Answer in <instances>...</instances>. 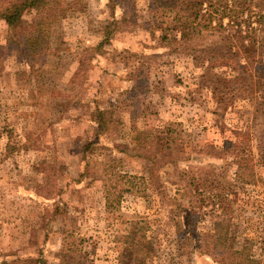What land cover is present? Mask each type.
Masks as SVG:
<instances>
[{
  "label": "rangeland",
  "instance_id": "374dc122",
  "mask_svg": "<svg viewBox=\"0 0 264 264\" xmlns=\"http://www.w3.org/2000/svg\"><path fill=\"white\" fill-rule=\"evenodd\" d=\"M16 1L0 0V8ZM47 2L58 7L48 45L32 57L7 42L0 20V264H119L122 237L138 221L172 249L177 218L201 233L218 218L192 192L180 200L187 218L180 216L174 189L191 182L198 192L214 181L235 184L228 192L235 243L248 239L259 260L264 162H254L252 174L237 172L228 142L239 128L261 134L264 119L244 94L222 111L201 71L208 47L228 53L197 44L193 59L160 44L150 31L161 19L151 0ZM34 16L25 10L15 32L23 36ZM119 175L134 176L133 188L110 189ZM187 251L169 264H217L197 251L188 263Z\"/></svg>",
  "mask_w": 264,
  "mask_h": 264
},
{
  "label": "trees",
  "instance_id": "16d2710c",
  "mask_svg": "<svg viewBox=\"0 0 264 264\" xmlns=\"http://www.w3.org/2000/svg\"><path fill=\"white\" fill-rule=\"evenodd\" d=\"M151 3L160 11L161 19L154 21L153 28H150L152 35L156 31L159 32L157 40L160 44L172 46L174 51L191 53L193 59L200 57L197 54L199 51L197 44L205 43L204 45H211L212 48L220 46L219 51L225 50L228 53V56L220 52L214 54L208 47L207 52L210 56L207 61L210 63L204 69L201 68L211 97L221 110L226 111L232 105L234 96L244 94L254 100L255 111H259L264 119V59L255 56L257 50L264 53V0H151ZM55 8L58 7L49 5L47 0H18L0 8V20L5 23L9 32L7 42L15 46L22 44L23 51L25 50L29 57L46 49L49 26L55 19ZM27 9L35 10V16L31 22L32 27L25 29L23 31L25 34L20 36L15 31L22 28V15ZM225 18L229 20L228 24L223 23ZM252 18L257 25L252 26ZM14 32L17 34V41ZM106 39L107 37L100 44ZM216 66L218 68L213 70ZM221 67L229 68V72L227 74L221 72ZM221 131L225 132V128ZM233 137L234 140L228 144L233 145L236 153L234 162L237 172L252 174L257 165L254 162H264V132L255 135L249 129L239 128L233 132ZM251 142L254 143L250 144ZM246 147L250 150H245ZM161 151L168 154L167 150ZM177 151L179 154L183 153ZM190 160L193 159L188 157V161ZM152 161H161L160 156L155 154ZM134 178L131 175H119L109 188L119 191L118 194L122 193L125 189L133 188ZM107 181L110 180L106 178ZM191 181L195 183V180ZM214 182L215 186L204 187V184H207L205 182L198 192L196 188H191V182L178 185L174 189V200L179 203L180 216H184L185 219L186 213L180 200L190 192L201 195L202 201L214 205L218 218H215L211 229L201 233L195 231L190 224L184 228L181 220L177 218L176 221L173 220L176 226L175 233L180 237L177 240L183 242L174 239L171 249L161 247L158 230L148 234V228L142 221L132 222L130 231L122 237L125 249L119 264H153L152 256L159 260L163 259V264L174 263L177 258L183 256L182 249H188L186 254L188 263L191 257L193 258L192 253L197 251L207 255L217 264L218 262L264 264V252L259 260L255 259L251 254L252 243L248 239L243 240L241 245L235 243L236 235L230 223L235 202L228 193L235 190V184L224 185L218 181ZM120 184V188L117 189ZM103 185L106 188L108 184L103 182ZM125 185L129 187L125 188ZM224 190L227 192L222 193ZM189 206L196 208L197 204L191 201Z\"/></svg>",
  "mask_w": 264,
  "mask_h": 264
}]
</instances>
